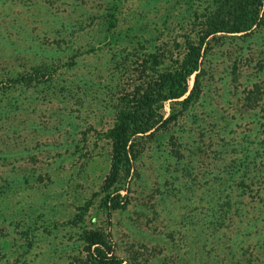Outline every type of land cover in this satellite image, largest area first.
<instances>
[{"label":"rangeland","instance_id":"obj_1","mask_svg":"<svg viewBox=\"0 0 264 264\" xmlns=\"http://www.w3.org/2000/svg\"><path fill=\"white\" fill-rule=\"evenodd\" d=\"M212 1L128 0L120 16L130 34L106 46L112 0H0V264H84L90 228L125 264L264 261V231L249 223L257 200L264 206V97L244 102L256 86L264 94V29L207 45L201 97L140 146L120 183L126 207L109 216L103 203L105 132L119 97L145 76L133 55L178 54L176 40ZM51 64L53 82L4 92L7 78ZM223 201L234 206L220 226Z\"/></svg>","mask_w":264,"mask_h":264},{"label":"trees","instance_id":"obj_2","mask_svg":"<svg viewBox=\"0 0 264 264\" xmlns=\"http://www.w3.org/2000/svg\"><path fill=\"white\" fill-rule=\"evenodd\" d=\"M127 1L112 0L107 8L103 37L106 46L120 45L130 34V31L121 28L120 15ZM261 29H264V0H213L203 13H195L194 25L183 39L176 40L175 46L180 45L177 47L178 54H174L172 50L161 51L163 48H154L151 52L133 55L137 58L138 67H143L139 70H144L145 76L131 91H126L119 97L116 118L105 132L112 148L110 169L102 187L103 203L109 216L113 211L126 207L120 199V190L123 189L120 183L123 182V175H128L133 168L140 146L158 132L168 133L171 125L177 123L201 97L203 61L209 48L207 45L222 34L248 36ZM32 69V72H20L2 81L4 92L11 86L27 90L37 85L34 84L35 81H41L42 84L53 82L57 71L53 64ZM193 75L194 84L191 85ZM256 88L244 100L247 108L255 107L256 102L264 97L259 86ZM167 103L170 105L168 113L165 111ZM253 184L256 185L257 182L253 181ZM255 200L257 199L252 196L251 201ZM257 201L253 206L255 215L252 212L249 223L260 234L264 231V206L260 205V200ZM93 203L91 199L80 207L76 221L84 220ZM233 206L232 201H223V207L219 211L221 215L214 214L216 218L220 216L217 221L220 226L224 225ZM247 206L250 207L251 204ZM261 222L263 228L260 227ZM82 241L86 252L84 264H125L123 258L115 253L112 241L102 229H85ZM252 264H264V261L256 258L252 260Z\"/></svg>","mask_w":264,"mask_h":264}]
</instances>
